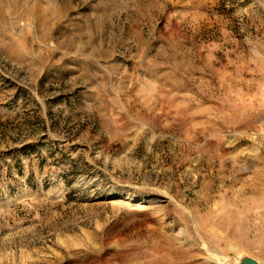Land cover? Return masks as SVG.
Here are the masks:
<instances>
[{"label":"rangeland","instance_id":"374dc122","mask_svg":"<svg viewBox=\"0 0 264 264\" xmlns=\"http://www.w3.org/2000/svg\"><path fill=\"white\" fill-rule=\"evenodd\" d=\"M264 264V0H0V264Z\"/></svg>","mask_w":264,"mask_h":264},{"label":"water","instance_id":"95a60500","mask_svg":"<svg viewBox=\"0 0 264 264\" xmlns=\"http://www.w3.org/2000/svg\"><path fill=\"white\" fill-rule=\"evenodd\" d=\"M240 264H258V263L251 258H245L240 262Z\"/></svg>","mask_w":264,"mask_h":264}]
</instances>
